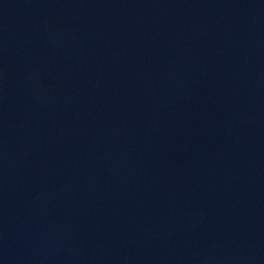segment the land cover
Here are the masks:
<instances>
[{
	"label": "water",
	"instance_id": "95a60500",
	"mask_svg": "<svg viewBox=\"0 0 264 264\" xmlns=\"http://www.w3.org/2000/svg\"><path fill=\"white\" fill-rule=\"evenodd\" d=\"M0 264H264V0H0Z\"/></svg>",
	"mask_w": 264,
	"mask_h": 264
}]
</instances>
